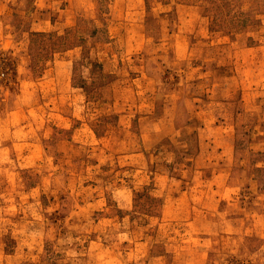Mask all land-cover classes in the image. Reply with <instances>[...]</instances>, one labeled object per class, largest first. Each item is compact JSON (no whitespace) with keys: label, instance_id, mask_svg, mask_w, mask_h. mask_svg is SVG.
I'll return each instance as SVG.
<instances>
[{"label":"rangeland","instance_id":"obj_1","mask_svg":"<svg viewBox=\"0 0 264 264\" xmlns=\"http://www.w3.org/2000/svg\"><path fill=\"white\" fill-rule=\"evenodd\" d=\"M0 264H264V0H0Z\"/></svg>","mask_w":264,"mask_h":264}]
</instances>
